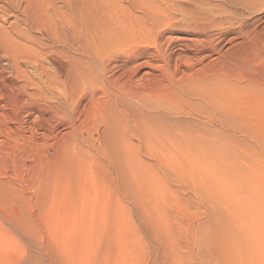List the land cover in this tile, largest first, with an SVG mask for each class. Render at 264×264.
<instances>
[{
	"label": "bare ground",
	"instance_id": "bare-ground-1",
	"mask_svg": "<svg viewBox=\"0 0 264 264\" xmlns=\"http://www.w3.org/2000/svg\"><path fill=\"white\" fill-rule=\"evenodd\" d=\"M263 11L0 0V148L15 158L0 160V245L17 252L0 264H264V190L232 148L264 157Z\"/></svg>",
	"mask_w": 264,
	"mask_h": 264
},
{
	"label": "rangeland",
	"instance_id": "rangeland-1",
	"mask_svg": "<svg viewBox=\"0 0 264 264\" xmlns=\"http://www.w3.org/2000/svg\"><path fill=\"white\" fill-rule=\"evenodd\" d=\"M188 6H190L189 4H187V3H185V4H180V6H178V7H188ZM159 7H163V6H159ZM166 7H177V6H170V5H168V6H166ZM255 16H257V15H255ZM259 21H260V23H259V27H262V26H264V11L261 13V14H259ZM229 45L227 44V45H225V47H224V49L225 48H227ZM46 65V67L48 68V69H50L51 68V65H49V64H45ZM28 69H30V68H28ZM35 116V115H34ZM31 118H33V117H31ZM34 119V118H33ZM29 121V120H28ZM28 121H26V125H22V129H23V131L25 132L24 133V135L25 136H28L29 135V126H30V121L28 122ZM26 129V130H25ZM59 131H58V133H59V136H63V137H65L66 138V130L64 129V128H59L58 129ZM61 130V131H60ZM63 131V132H62ZM241 139V140H240ZM239 140L238 139H233L232 140V148H234V149H236V150H238V152H239V154H238V160H239V162L240 163H242L244 166H245V169L246 170H252V171H246V172H248L250 175H251V177H254V179L253 180H251V181H249V180H247L248 182H251V183H253V184H258L260 187L259 188H261V189H263L264 190V157H263V155H262V153H261V151H258L257 150V152L255 153V151H253V150H255V148L253 147V145H252V141L251 140H249V139H247V138H243V137H241ZM44 140V137L40 134V133H36V134H34V143H35V146L36 147H43L44 145H45V141H43ZM51 143H52V140H51ZM18 144L19 145H21V143L20 142H18ZM42 144H44V145H42ZM96 145H97V143H96ZM252 146V147H251ZM12 149V148H11ZM45 149V150H44ZM44 149H40V150H44V152L46 153H49L47 150L49 149V148H44ZM0 154H2L1 152H4L2 155H4L5 157H3L2 155H0V160L2 159V161L4 160H6V161H9L8 162V164H7V168L9 169V167H10V164H11V161L13 160V161H15L14 159H12V157H13V155H11V152H10V150L9 149H2V148H0ZM34 151V155L36 156L38 153H41V151ZM6 151V152H5ZM16 152V151H15ZM6 153V154H5ZM8 153H9V155H8ZM16 153H18V152H16ZM43 153V152H42ZM255 154H256V156L258 157V159L259 160H256L255 161V159H254V156H255ZM254 155V156H253ZM10 156V157H9ZM6 158V159H5ZM10 158V159H9ZM22 158V157H21ZM12 159V160H11ZM17 160V159H16ZM22 160H23V158H22ZM2 161H0V164H2L3 162ZM28 161V162H27ZM26 161V166H28L29 164H30V161L29 160H27ZM256 162V163H258L259 165H258V167L256 168V169H252L251 168V166H252V162ZM226 165V161L225 160H221V161H219L218 162V166H220L219 167V170L218 171H221V167H223L224 168V166ZM1 166V165H0ZM5 169L6 171L8 170V169ZM10 171H11V169H9ZM8 170V171H9ZM9 171V172H10ZM217 171V172H218ZM12 172V171H11ZM10 172V173H11ZM9 174V173H8ZM12 175V174H11ZM13 176H15V178H16V176H19L20 177V179H21V181H22V179H23V177L25 178L24 180H26V176H27V174L25 173V171L23 170V168H21V170H20V173H17L16 172V175H13ZM19 177H18V179L17 180H19L20 181V179H19ZM222 178V177H221ZM221 180V179H220ZM18 181V182H19ZM29 180H26V181H24V182H20L19 183V185L21 186V187H23V188H26L25 190H30V189H32V188H30L31 186V183L30 182H28ZM26 182V183H25ZM15 183H16V181H15ZM14 183V184H15ZM22 183H23V186H22ZM227 183H229V182H227ZM25 184L27 185V186H25ZM245 184V183H244ZM248 184V183H247ZM28 187H29V189H28ZM229 185H227V184H222V182H219V184H218V188H219V190H228L229 189ZM30 194H33V191L32 190H30ZM70 217H72V215H70ZM70 219V218H69ZM2 223H3V225L5 226V227H7V228H10V225L6 222V221H4V220H2ZM25 234H26V232L24 231V229H23V235H22V237L21 236H19L18 235V238H20V245L21 246H25V248H24V250H23V252L25 251V249H26V246H27V244L25 243V242H27V238H26V236H25ZM28 243V242H27ZM14 244H16V243H14V242H12V243H10L9 245L10 246H8L7 244L6 245H3V247L0 245V251L3 253V252H5V254H7V255H5V254H3V255H5L4 257H6V259L8 258V257H10V255H11V257H14L16 254H17V252H16V250H15V248H14ZM181 245V243L178 241L177 242V244H176V248H178L179 246ZM8 246V247H7ZM5 247V248H4ZM1 252H0V255H1ZM2 256V255H1ZM0 256V257H1ZM3 257V256H2ZM2 257L0 258L1 260H2ZM3 257V258H4ZM0 260V261H1ZM4 261H5V259H3ZM6 262V261H5ZM3 264H4V262H2ZM1 263V264H2ZM6 264V263H5Z\"/></svg>",
	"mask_w": 264,
	"mask_h": 264
}]
</instances>
